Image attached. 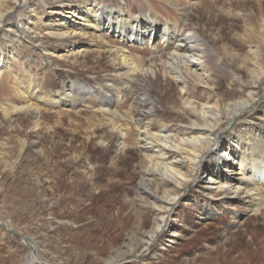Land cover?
<instances>
[{"label": "rangeland", "instance_id": "obj_1", "mask_svg": "<svg viewBox=\"0 0 264 264\" xmlns=\"http://www.w3.org/2000/svg\"><path fill=\"white\" fill-rule=\"evenodd\" d=\"M107 3L127 4L133 15L139 10L148 12L163 23L179 24L180 30L191 28L206 49L218 54L210 51L208 65L218 92L241 90L246 95L244 83L251 80L247 52L251 46L264 47V0H192L184 17L180 11L186 4L175 0ZM48 9L27 23L31 44L1 43V49L13 57L0 72V264H32L23 236L38 242L46 264H103L129 238L149 231L155 214L160 213L153 199L138 187L148 157L133 141L134 135L121 146L112 126V121L131 126L140 108H135L134 91L119 84L125 74L116 72L118 64L109 53L98 54L88 46L100 39L87 35L58 38L43 30L53 15ZM27 10V5L20 6V13ZM108 39L113 44L114 38ZM73 44L82 45V51L68 52ZM33 45L42 53H32ZM161 47L158 38L153 45L126 47L144 68L152 61L158 66L155 73L148 71L131 85L148 92L155 110L153 122L177 123L182 115L179 89L158 69L159 58L168 52ZM186 78L197 95L206 94L205 88ZM72 80L92 87H103L107 81L119 84L113 89L110 111L125 119L99 108L104 96L85 93L80 97L83 86L79 83L74 107L53 106L51 95ZM28 83L43 92V99L34 95L29 99L36 108L27 109L23 93L16 89L23 84L25 93H31ZM256 109L263 110V104ZM247 113L254 114V110ZM233 135L230 132L227 137ZM191 190L181 194L148 258L125 264H264V205L253 212L234 201L222 204L219 195L203 194L196 187ZM152 193L161 197L154 186ZM133 249L131 255L140 248ZM36 259L34 264H44Z\"/></svg>", "mask_w": 264, "mask_h": 264}, {"label": "bare ground", "instance_id": "obj_2", "mask_svg": "<svg viewBox=\"0 0 264 264\" xmlns=\"http://www.w3.org/2000/svg\"><path fill=\"white\" fill-rule=\"evenodd\" d=\"M57 1L0 0V72L4 70L6 60L13 57L9 55L10 51L1 49V43H29L32 39L27 23L46 7L53 13L43 28L47 34L58 38L96 36L100 41L91 42L88 46L96 49L98 54L109 53L113 62L118 64L116 72L123 71L125 74L119 84L125 85L129 92L134 91L135 108L140 110L133 114L131 126L128 123L115 124L113 121L112 126L118 133L121 146H125V138L131 139L134 135L133 141L148 157L149 164L142 171L143 178L138 187L153 199L160 213L155 214L154 226L149 231L142 237L129 238L103 264H125L138 257L147 259L152 243L158 240L161 231L169 224L181 194L189 193L192 187L203 194L221 196L222 204L224 201H234L243 204L247 210L258 212L264 205V109L260 111L256 107L264 106V47L251 46L247 52L246 58L251 67L246 64V68L251 80L244 83L246 95L241 90L221 93L215 87L213 75L208 70L212 54L210 51L214 56L218 54L212 49H206L205 42L191 28L180 30L179 24L163 23L141 10L139 14L133 15L126 8L127 4L113 5L107 3L108 0H84L77 4L73 0ZM175 1L186 4L180 11L184 17L186 6L191 5L192 0ZM25 5L28 10L20 13V6ZM110 37L114 38L113 44L109 39L105 40ZM155 38H158L161 48L168 50L165 57L159 56L161 68L158 69L179 89L182 115L177 123L153 122L155 110L148 92L134 90V85L148 71L155 73L158 66L152 61L144 68L140 61L130 56L126 47L145 42L153 45ZM31 47L32 53H42L36 52V45ZM82 47L73 44L68 52L78 53ZM225 52L231 54L233 51ZM46 57L48 59L49 56ZM220 59L218 57L217 62ZM186 76L205 88L203 90L206 94L197 95L196 91L191 90ZM237 79L243 81L241 77ZM78 83L83 86L80 97L85 93L88 96H104L98 104L99 108L111 112L120 120L125 119L117 112L110 111L114 102L113 89L119 85L114 81L103 82V87H92L80 80L69 81L67 87L63 86L51 95L53 106L74 107ZM27 87L32 89L31 93H25L23 84L16 89L23 93L24 106L31 109L35 106L29 102L30 97L43 99V92H38L36 84L28 83ZM253 110L254 114L247 113ZM230 132L234 135L228 138ZM153 186L161 192L160 198L152 193ZM23 238L29 246V261L34 264L37 256L38 263L46 264L48 260L42 257L38 242L28 236ZM136 247L140 248L139 251L131 255Z\"/></svg>", "mask_w": 264, "mask_h": 264}]
</instances>
